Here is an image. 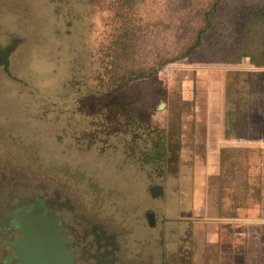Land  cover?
<instances>
[{"label": "rangeland", "instance_id": "rangeland-1", "mask_svg": "<svg viewBox=\"0 0 264 264\" xmlns=\"http://www.w3.org/2000/svg\"><path fill=\"white\" fill-rule=\"evenodd\" d=\"M115 2L0 0V46L12 48L8 71L0 66V232L5 214L36 196L57 202L79 232L142 230L148 181L163 161L175 169L180 120L231 112L253 68L196 54L131 76L170 44L166 1L139 4L163 31L137 24L129 43L113 46Z\"/></svg>", "mask_w": 264, "mask_h": 264}, {"label": "crops", "instance_id": "crops-1", "mask_svg": "<svg viewBox=\"0 0 264 264\" xmlns=\"http://www.w3.org/2000/svg\"><path fill=\"white\" fill-rule=\"evenodd\" d=\"M244 71L231 112L180 120L175 169L163 161L148 181L144 228L118 235L151 264H264V68Z\"/></svg>", "mask_w": 264, "mask_h": 264}, {"label": "trees", "instance_id": "trees-1", "mask_svg": "<svg viewBox=\"0 0 264 264\" xmlns=\"http://www.w3.org/2000/svg\"><path fill=\"white\" fill-rule=\"evenodd\" d=\"M162 25L168 31V46L152 56V64L136 72L153 75L167 64L203 55L209 63L239 64L264 68V0H165ZM119 27H113V46L129 43L138 26L157 30L159 23L142 11L141 0H116ZM145 13V14H144ZM129 17L127 27L126 18ZM122 22V25L119 22ZM121 25V27H120ZM121 31V28H123ZM117 28V29H116ZM133 28V29H132ZM146 74V76H147ZM123 80V78H121Z\"/></svg>", "mask_w": 264, "mask_h": 264}, {"label": "flooded vegetation", "instance_id": "flooded-vegetation-1", "mask_svg": "<svg viewBox=\"0 0 264 264\" xmlns=\"http://www.w3.org/2000/svg\"><path fill=\"white\" fill-rule=\"evenodd\" d=\"M0 48L4 50L8 47ZM36 199L45 202L48 210L60 219L59 228L65 236L64 244L73 251L75 264H151L145 255L132 253L128 240L121 243L119 232L106 230L100 224L86 225L79 232L64 219L57 202L49 203L41 196L25 198L5 214L0 232V264H17L14 245L23 237L18 217L30 210Z\"/></svg>", "mask_w": 264, "mask_h": 264}, {"label": "water", "instance_id": "water-1", "mask_svg": "<svg viewBox=\"0 0 264 264\" xmlns=\"http://www.w3.org/2000/svg\"><path fill=\"white\" fill-rule=\"evenodd\" d=\"M11 50L9 47L0 48V65L7 71ZM163 106L160 105L161 108ZM160 192L161 186H153V196ZM59 222L58 216L48 210V205L36 199L31 209L18 217L23 237L14 245L17 264H75L73 251L64 244L65 236Z\"/></svg>", "mask_w": 264, "mask_h": 264}]
</instances>
